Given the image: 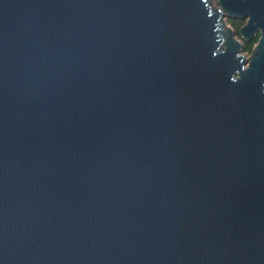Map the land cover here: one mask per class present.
Masks as SVG:
<instances>
[{
    "label": "water",
    "instance_id": "obj_1",
    "mask_svg": "<svg viewBox=\"0 0 264 264\" xmlns=\"http://www.w3.org/2000/svg\"><path fill=\"white\" fill-rule=\"evenodd\" d=\"M0 264H264V0H0Z\"/></svg>",
    "mask_w": 264,
    "mask_h": 264
},
{
    "label": "trees",
    "instance_id": "obj_2",
    "mask_svg": "<svg viewBox=\"0 0 264 264\" xmlns=\"http://www.w3.org/2000/svg\"><path fill=\"white\" fill-rule=\"evenodd\" d=\"M229 25L233 26V28L237 31V36L240 38L239 36V30L241 27L244 26L245 22H240V21H234V20H229L228 21ZM259 40V36L255 37L252 41L250 42H245L244 45V51L248 54L252 53V50L254 48V46L257 44Z\"/></svg>",
    "mask_w": 264,
    "mask_h": 264
},
{
    "label": "rangeland",
    "instance_id": "obj_3",
    "mask_svg": "<svg viewBox=\"0 0 264 264\" xmlns=\"http://www.w3.org/2000/svg\"><path fill=\"white\" fill-rule=\"evenodd\" d=\"M215 4L217 5V1H215ZM231 28H233V26H231V25H229ZM242 42V41H241ZM243 53H244V55L245 56H247V57H249L250 56V54H248V53H246L245 51H244V49H243Z\"/></svg>",
    "mask_w": 264,
    "mask_h": 264
}]
</instances>
